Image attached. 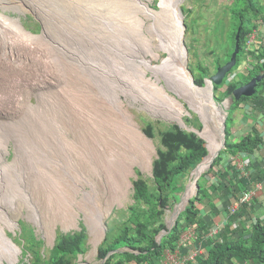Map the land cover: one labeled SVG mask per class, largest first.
Segmentation results:
<instances>
[{
	"label": "rangeland",
	"instance_id": "374dc122",
	"mask_svg": "<svg viewBox=\"0 0 264 264\" xmlns=\"http://www.w3.org/2000/svg\"><path fill=\"white\" fill-rule=\"evenodd\" d=\"M54 1L45 2L44 4V7L47 8V11H45L46 14H49V12L51 13L54 7L57 8V10H53L54 12L51 13L57 14L54 20L59 21L55 23L57 28H53L54 32H57L56 36H54L55 39L53 38L54 43H51L50 40H48L47 42L44 41L43 43V40L41 39H29L26 43L29 45L30 51H28L21 45H17L14 48L16 58L14 60H8L7 52L10 49V45H8L9 43L7 42H0V66L3 65V67H0V138L5 139V136L9 137L7 142V153L3 155V162L5 164L13 163L17 154L20 160L19 165L14 163V166L6 167V175L8 181L6 187L4 186V191L8 193V198L10 194L9 192L16 188H20L22 192H27L25 195L21 194L20 192L18 196L15 195V198L11 201V204L9 199V203H6L1 192L3 185L2 181L0 180V216L1 214H3V216L8 217L15 222L14 227H7L5 229L6 235L11 239L12 243H14V245L20 249V253L15 264H29L31 256L30 252H26L24 249L25 241L21 235L20 223H24L28 227L30 226V228L33 230V234L36 240H40V244L37 246V249L40 253L44 254H46L48 250L51 249L54 244L55 237L58 233L75 232L79 231L81 227H84L87 233L86 251L84 254L78 256L77 261L85 262L88 264H98L99 259L97 257V249L99 244L102 242L104 236L107 232H109L111 228L114 229L122 224V221L127 215L128 206L133 203L132 182L137 178L136 172L138 171L144 178L148 179L149 182L151 181L152 162L156 158V151L163 148L159 140L158 130L166 129L169 126L176 124V122L156 116V112H154V109L152 107H145L144 101L133 95V93H136L133 92L135 90H133L132 88L134 86V83L136 82V79H134V77L136 78V76L132 74L134 76L132 77L131 74H129L128 70L130 65L127 64L123 60V58V61H120L119 54H116L115 52V50L118 48L125 52H128L131 48H133L132 46H134L133 43H135V36L130 34L131 28H124L126 29L124 30V36H119L116 34L117 36H113V39L111 38V43L105 42L106 45L113 44L115 46L113 47V53H111L110 56L106 55L105 57H103L105 53L107 54V52H105V46H103L102 44L99 45V48L98 46L95 47L92 42L88 41L84 42V47H80V42L76 39L74 40L75 43L73 40L66 39V37L68 36L66 32L70 33L71 35V29L73 27L79 30L76 24L79 25L82 21V18L79 17V15L73 10L74 7L72 6V4L70 5L73 0H68V8L64 6L65 8H67L66 12L62 10L61 4L59 3L60 0ZM231 1L232 0H184L181 4V11L184 16V23L186 25L184 44L188 50V67L190 68V70L191 68L193 69L195 75L199 74L198 70L196 69L197 64L199 63L202 65V67H206L208 69L210 75L213 74L216 70V57L223 56V50L226 49V46H223V44L227 42V31L225 27L223 28V22L224 24L227 23V17L225 13L226 9L224 10V7L230 4ZM0 2H2L0 3V12L3 15L5 14L6 16H9V18H12L13 20L15 19L13 16L17 15L22 26L27 31H29L30 34L35 35L34 37H37L36 35L41 34L43 30V23L37 16L32 13L33 10L28 9V11L23 14L13 13V11L4 12L3 10H1V8L5 6L6 3H8V0H6L5 2L0 0ZM33 3L35 6L38 4L40 5V3L38 2V4L35 3V0H33ZM53 3L54 7L51 8ZM97 3L100 2L98 1ZM155 3L157 7L158 0H153L152 3H150V6L154 8L153 6ZM87 4V2H84V4L82 5V9L85 6L88 7ZM26 6L30 7V5L28 4H26ZM49 7L50 11L48 9ZM23 10H27V8H23ZM73 11L75 12V14ZM119 16L122 21V16L120 14ZM47 18L45 19L44 17L45 21L48 20ZM120 18H117L118 21H120ZM123 18H125V20H130L131 15H126ZM125 20L123 22H125ZM76 21L79 22L76 23ZM59 23H62L63 25L60 26ZM9 26L14 27L15 25H11L9 21H4V33L9 28ZM52 26L54 27V25ZM83 29L86 31V33L90 34L91 25L89 21L88 23L86 21V23L83 24ZM259 31H262L264 34L263 25L260 26ZM76 33L77 31L74 30L72 34ZM125 37L126 39H124ZM257 39L260 43V38ZM0 40L5 41L3 39ZM113 40H119L120 46L117 41ZM55 42H57L61 46V52L60 48L56 47ZM259 43H251V46L253 45L254 47H258ZM123 45L125 46L123 47ZM126 47H130V49L125 50ZM70 48L71 50H74V54H79L78 56H80V54H84L85 52V56H81L83 61L94 60V58L97 56L100 60H98L96 57V61H94L98 64H102L105 69L93 70V75L89 74L86 69H83L80 66L78 60H73V57L69 52L71 51ZM82 48H84V50ZM98 51L100 52L98 53ZM25 53L27 55H25ZM101 54H103V56ZM159 54L160 55L157 59H152L153 64L159 63L160 59L164 57L163 53L160 52ZM100 55L102 57H100ZM111 55L113 56L114 60ZM109 57L112 59H110ZM55 60L56 62H54ZM226 60L227 59H225V61ZM250 60V57H247L245 59L244 57L241 58V61L238 64L237 68L230 73L231 75H227L228 77L226 82L231 80L230 78H232V75H236L238 79H240L241 77L243 78V71L245 67L249 65ZM14 63L15 66L12 65ZM48 64H50L51 66ZM124 75L125 77H123ZM146 77L153 78L152 73L146 72ZM96 81L99 83L103 82L104 84L98 87V83ZM160 83L163 85L162 81H160ZM128 87H131L132 90ZM225 88L226 85L218 88L216 92H214L213 90V94L218 96L219 93ZM117 89H125V91H127V94L119 92L121 101L123 107L125 106L124 108L126 109L128 116H130V118H132V120L136 123L139 130L143 133L142 128L145 127L147 123L153 124L155 128V136L153 138H149L143 133L146 139L151 143V150H145L144 148H142V150L137 154V163L134 161L132 162L133 164H131L129 158V161L128 159L124 161V164L126 165H124L125 168L123 169L122 179L124 180V178H126V180L124 181L125 184L120 185V191L118 195L113 194L108 186V182H105L107 181V174L109 173L112 164L107 168L108 172H105L104 170H101L102 173L98 172L103 176L105 175L103 180H101V177L97 172L96 174H94L95 171H90V167L88 166V164H90L89 159L92 160L97 155V158H102L103 154H106V152L107 155H111V148L114 150H120L122 148L124 149L122 143L123 139L126 142H129L130 137L127 131H124L123 128L119 130L113 128V126H115L117 123L122 122V119L121 117L118 118L119 115H117L116 111H114L110 103H108L107 99L103 97L99 92L103 91L102 93L111 95L113 92L118 91ZM225 99L226 98L220 101L219 105H221L222 107L225 105ZM228 104H231V102ZM244 105L245 104L242 102L238 107H236V109L232 111L231 117H228L229 108L226 107V131L229 134V141L231 142H233L234 138H236L235 134L237 132H243L242 129L252 125L250 124V122L245 124V121L241 119L242 114L244 113V110L242 109ZM184 107L188 110V113L184 115L183 122L186 123L188 130L192 129L200 132L203 125L201 124L198 115L195 112L191 111V109H189L185 103ZM194 119H197L201 124L200 129H197L192 125ZM109 130L113 131L114 133L110 132ZM60 134L62 138L65 139V143L69 146L68 147L66 145V150H70V155L73 154L74 156H76L78 162L80 164L84 163V166L86 167L84 169L83 176L81 177V179H79L81 180V183H79V185L77 186V191L74 198L73 209L76 212L77 216H75L73 221H70L68 225L65 226L60 222V220H56L53 218V213L56 214V212H52L51 209L46 210V207H48V205L46 204L45 197L40 193L41 185L40 177L38 176V174H29L32 168L42 165L45 161L42 154V149L45 144L42 139L47 140L48 138L50 139V142L54 143L56 142ZM108 136H110V138ZM52 138H54V140H52ZM203 139L205 138L203 137ZM15 141L19 142L18 146ZM207 143L208 141L206 140V147ZM17 147L19 148V150H17ZM50 150L52 151L51 153H55L53 149L50 148ZM222 150H224V148ZM220 152L218 155L225 157L231 162H234L236 160L235 158H237H231L226 153L220 154ZM141 158L143 159L141 160ZM98 163L99 162L96 161V164ZM105 165H107V163L103 164V166ZM42 168L45 169L44 165H42ZM210 168L205 171V173H207ZM86 170H88V172ZM89 172L93 176H91ZM193 172L191 173V175L189 173V175L186 177L183 188L172 197L171 207L169 209H166L163 215L165 223L167 221H170L173 215V209L178 206L186 186H188L193 178ZM217 172L218 170L214 168L212 172L209 173L208 176L205 175V177L210 181H213L214 179H216V177H218L217 174L219 172ZM86 173L87 175H85ZM85 177L87 178V180ZM67 178L68 176L65 175L63 171L59 172L56 177V183L62 188H67ZM26 180H28V182ZM200 183L202 185H208L209 181L206 180L205 182L203 179L200 181ZM88 191L91 192V196L89 197L84 194L88 193ZM56 204L57 203L52 205V207H55ZM96 206L100 212L101 217L104 213L105 215L102 218V228H93V230H91V226L88 223L86 213L89 211V209ZM53 210L57 211V208L55 207ZM33 212L38 215V219L31 220L33 218L32 216L34 215L32 214ZM38 220L39 223H37ZM0 223L2 225L1 220ZM28 231L29 230L26 228L25 233L23 234L25 237L26 234H28Z\"/></svg>",
	"mask_w": 264,
	"mask_h": 264
},
{
	"label": "trees",
	"instance_id": "16d2710c",
	"mask_svg": "<svg viewBox=\"0 0 264 264\" xmlns=\"http://www.w3.org/2000/svg\"><path fill=\"white\" fill-rule=\"evenodd\" d=\"M153 7L156 8V3ZM225 9L227 23L223 22V28L225 27L227 31V42L223 46H226V49L223 50V56L216 57V68L229 60L238 29L240 31L237 62L227 75H231L230 73L237 68L241 58L250 57L251 60L243 71V78L238 79L236 75H232L231 80L226 82L228 77L226 75L221 84L214 85V92L226 85V88L218 96L214 95V98L220 102L252 77L263 75L251 96H242L230 104L228 117H231L232 111L242 102L248 106L252 105L259 113H264V39L258 47L245 48L248 35L258 30V25L264 27V0H232L224 7ZM259 33L264 38L263 32L259 31ZM196 69L199 72L198 75L194 74L192 68L190 70L194 76V83L202 86L204 79L209 77L210 73L200 63L197 64ZM192 125L197 129L201 128L197 119H194ZM142 131L149 138L155 136V128L151 123H147ZM158 132L163 148L156 151V158L152 162L151 181L149 182L138 171L136 172L137 178L132 182L133 203L128 206L127 215L122 224L114 229L111 228L99 244L98 264H158L164 257L165 250L175 249L184 228L196 225L203 232L210 228V223L203 221L201 205L203 206L206 201L210 203L209 211L217 212L218 209L212 202L214 199L221 201V207L226 213V224L220 233L222 241L209 240L205 254L186 264H234V262L249 261L256 264L263 263L264 218L256 216V212L261 208L260 203L254 201L253 205H240L234 214H230L227 209L229 204L235 202L253 182L261 180L263 176L259 171L260 165L255 163L254 172L245 176L235 169L230 160L221 155L215 157L210 170L199 178L197 194L189 200L186 208L179 214L173 228L159 243L157 242L158 234L166 229L163 215L165 210L171 207L172 197L183 188L186 177L207 154L203 145L206 142L205 139L202 140L194 133L184 131L176 124ZM262 138L261 134L253 129L231 142L226 131L225 147L220 154L226 153L229 157L252 154L260 148L263 143ZM214 168L219 172H217L218 177L216 181H210L205 175L208 176ZM243 169L244 173H247L251 166H244ZM203 179L205 182L208 180L209 184L202 185L200 181ZM233 222H237L234 228ZM248 223L250 224L247 227ZM20 225L21 235L25 241L24 249L31 255L29 264H78V256L86 251L87 233L84 227L75 232L58 233L53 246L44 254L38 251L37 246L40 240H36L30 226L24 223ZM26 228L29 231L25 237L23 234Z\"/></svg>",
	"mask_w": 264,
	"mask_h": 264
},
{
	"label": "bare ground",
	"instance_id": "6f19581e",
	"mask_svg": "<svg viewBox=\"0 0 264 264\" xmlns=\"http://www.w3.org/2000/svg\"><path fill=\"white\" fill-rule=\"evenodd\" d=\"M1 1L5 2L6 0H1ZM50 1H54V0H35V3H37V2L40 3V5L37 3L38 5L35 6L33 3V0H8V3H6L5 6H3L1 8V10H3L4 12L13 11V13H17V14H23L26 11H28V9L33 10L32 13L35 16H37L39 18V20L43 23V30H42L41 34H38V35H36L37 37H34L35 35L30 34V32L27 31L22 26V24L19 20V17L17 15H16L17 17L13 16L15 18L13 20L12 18H9V16H6L5 14L3 15L0 12V39L5 40V41L0 40V42H4V43L7 42V43H9L8 45H10V47H9L10 49L7 52V59L8 60H14L16 58V53H15L14 48L17 45H21L24 48H26L28 51H30L29 45L26 43V42H28L29 39H37V40L41 39V40H43V43H44V41L47 42L48 40H50L51 43L52 42L54 43L53 38L55 39L54 36H56L57 32H54L53 28H55V29L57 28L55 23L59 22V21L54 20L56 18L57 14H55V13L51 14L52 12H54L53 10H57V8L54 7V3H53V5L51 4L52 5L51 8L54 7L53 10L51 9L52 12L51 13L49 12V14H46V12H45V11H47L46 10L47 8L44 7V4H45V2H50ZM98 1L100 3H97ZM152 1L153 0H73V2L70 3V5L72 4V6L74 7L73 10L79 15V17L82 18V21L80 22L79 25L76 24V26H78L77 28H79V30H77L75 27H73L71 29L72 30L71 35H70V33L66 32V31L65 32L68 35L66 37V39L67 40H73V41L76 39L77 41L80 42V47H84V42H88V41L92 42V44H94L95 47L96 46L99 47V45L102 44L103 46H105V50H106L105 52H107V54L105 53L104 56H103V54H101V55L103 57H105L106 55L110 56V54L113 53L112 52L113 47L115 46L113 44H107L106 45L105 42L111 43V38L113 36H117V35L124 36L125 35L124 30H126L124 28H127V29L131 28L130 34L135 36V43H133V45L137 46L136 49L138 47L144 48L143 55L135 53V55L130 57L123 50H120L117 46L116 47L118 49H116V48H114V49H116L115 50L116 54H119V60L123 61L122 60V58H123L130 65L129 70H128L129 74H131L132 77L136 76V78L134 77V79H136V82L133 80L135 83H134V86L132 87L133 90H135L133 92H136V93H133V95L142 99L144 101L145 107L146 106L152 107L154 109V112H156V116L163 118V119H167L169 121L179 123V124L183 125L186 129H188V128H187L186 123L183 122V118H184V115L188 113V110L184 107V104H182V102L185 103L186 105L188 104L190 107L189 109H191V111L195 112L198 115V118L200 119V122L203 125L202 129L200 130V132H198V134L202 138L204 137L208 141V143H207L208 148L206 147L208 150V155L204 158V160L194 170L193 179L190 181L188 186H186V188L183 192V195L181 197V200L175 209V211H177L179 209V207L181 206V204L185 201V199L193 193L194 185H195L194 180L196 179V177L198 175H200L201 173H203L205 171L208 163L211 162L214 153H216L220 147L221 135H222V116L224 115V113H223L224 109L222 108L221 105H218L216 102L213 101L215 103L214 104L209 99V96H208V94H209V82L208 81H207V85L203 88H196V87H192L190 85H187L186 89L183 91L173 89V91L175 93V94L173 93L174 95L171 94L172 92L169 93L170 91H168L167 87L160 83V81L163 80L162 77H164V76H163L161 70L159 69V66L156 65L155 63L154 64L152 63V59H157L158 56L160 55V54L157 55V52L160 50V47H158V38L156 37V35L153 32V27L157 22L158 12L150 6V3H152ZM168 1L172 2L174 0H168ZM67 2H68V0H60V2H59L61 4V8H62V10H64V12H66V9L68 8ZM84 2L88 3L87 4L88 7L85 6L82 9V5L84 4ZM0 3H2V2H0ZM26 4L30 5V7L26 6ZM31 5H33V6H31ZM160 5H161L162 10L167 11V15H169L171 17L175 16V11L177 14H179L178 9L176 10L174 5H171L168 3H160ZM64 6H66L67 8H65ZM23 8H27V10H23ZM48 9L50 11V7ZM75 12H74V14H75ZM119 14L122 16V21H121ZM126 15H131L130 20H128V19L125 20V18H123ZM44 17H45V19L48 17L47 18L48 20L45 21ZM108 17H110V18H108ZM118 17L120 18V21H118V19H117ZM7 18H9V19H7ZM123 19L125 20V22H123L124 21ZM4 21H9L11 25H15L16 27L15 26L14 27L9 26V28L4 33L3 32ZM86 21H87V23L89 21L90 25H91L90 34L86 33V31L83 29V24L86 23ZM126 21H128V22H126ZM77 22H79V21H76V23ZM74 23H75V21H74ZM177 23L178 22L174 23V21H172V23H170L171 31L173 29H174V31H177V28L175 26V24H177ZM59 24H60V26L63 25L62 23H59ZM52 25H54V27ZM74 30L77 31L76 34H72L74 32ZM131 35H130V37H131ZM124 39H126V37ZM127 40H128V38H127ZM64 41H66V40H64ZM102 41H103V43H102ZM113 41H117V40H113ZM133 41H134V39H133ZM117 42L119 44V40ZM120 42H121V40H120ZM69 43H70V41H69ZM69 43H68V46H69ZM74 43H75V41H74ZM55 44H56L57 48L58 47L60 48V52H61V46L57 42H55ZM114 44H115V42H114ZM45 46H46V44H45ZM119 46H120V44H119ZM121 46H122V44H121ZM124 46L125 45H123V47ZM71 47H73V46H71ZM82 49L84 50V48H82ZM127 49L129 50L130 47L129 48L126 47L125 50H127ZM70 50H71V48H70ZM94 51H95V49H94ZM96 51H97V49H96ZM69 52H70V55L73 57V60H75V59L78 60L79 61L78 63H80V66L83 69H86V71L91 75H93V70H104L105 69L102 66V64H98L95 62L96 61L95 58L97 56L95 58L93 56L95 61L94 60L83 61L81 56L84 55L85 52H84V54H80V56H78L79 54H74L75 53L74 50H71ZM79 52H81V51H79ZM99 52L100 51H98V53ZM25 55H27V54L25 53ZM101 55H100V57H102ZM116 57H117V55H116ZM112 58H113V56H112ZM112 58H110V59H112ZM35 59H34V61H35ZM97 59H98V57H97ZM98 60H100V59H98ZM113 60H114V58H113ZM104 61H105V59H104ZM116 61H118V60H116ZM54 62H56V60ZM47 63H49V62H47ZM12 65L15 66V63ZM23 65H24V63H23ZM48 65H50V64H48ZM0 67H3V65ZM9 67H10V65H9ZM146 72H151L153 78L146 77ZM132 74H134V76ZM123 77H125V75ZM122 81H123V79H122ZM97 83H98L97 84L98 87L104 84L103 82H100V83L97 82ZM128 88L131 89V87H128ZM109 89H110V87H109ZM99 92L103 97H105L107 99L108 103H110V105L112 106L114 111H116L117 115H119L118 118L121 117V119H122V120L120 119L122 122H120V123L116 122L117 124L115 126H113V128H116V130L123 128L124 131H127L129 133L130 138H129V142H126L123 139V141H122L123 146H124V149L122 148L123 150L122 149L114 150L111 148V151H112L111 155H107V152H106V154H103L102 158L100 157L101 159L97 158V156H98L97 155L94 159H92V160L89 159L90 164H88V166L90 167L89 170L95 171L94 174H96V172L97 173L101 172V170L108 172L107 168L112 164V166L109 170V173L107 174L108 175L107 181H105V182H108V186H109L111 192L113 194L118 195V193L120 191V185L125 184L124 181L126 180V178H124V180L122 179L123 169L125 168L124 165H126V164H124V161H126L129 158L131 161V164H133L132 162H134V161L136 162V160L138 159L137 154L142 150V148H144L145 150H151V143L146 139L144 134L139 130V128L137 127L136 123L132 120V118H130V116H128V113H127L126 109L124 108L125 106L123 107V104L121 101V96H120L119 92L127 94V91H125V89H119L118 91L113 92L111 95L104 94V93H102L103 91L102 92L99 91ZM135 96H134V98H135ZM138 101H141V100H138ZM104 106H105V103H104ZM225 111H226V108H225ZM116 130H115V132H116ZM110 132H113V131H110ZM10 137H12V136H10ZM108 137L110 138V136H108ZM8 139H9L8 136H5V139L0 138V180L2 181V185H3V188L1 191L3 198H4L6 203H9L8 202V199H9L10 204H11V201L14 200L15 195L18 196V194L20 192H21V194L25 195L27 192L26 191L22 192L20 190V188H16V189L9 192L10 194H9V198H8V193H6L4 191V186L6 187L7 181H8L7 175H6V171H7L6 167H9V166L12 167V166H14V163L17 165L20 164L18 154H17L16 158L14 157L15 160L13 161V163L5 164L3 162V155L7 153ZM42 140L44 141V144H45L43 149H42V154H43V157L45 159V161L42 165H44L45 169L42 168V165H39V166L32 168L30 170L29 174H31V173L38 174V176L40 177V185H41L40 193L45 197L46 204L48 205V207H46V210L51 209L52 212H56V214L53 213V218L56 220H60V222L63 223L65 226V225H68V223L70 221H73L74 217L77 216L76 212L73 209L74 198H75V193L77 191V186L79 185V183H81V180H79V179H81V177L83 176L84 169L86 167L84 166V163L80 164L78 162L76 156H74L73 154L70 155V153H71L70 150H66L65 147H67L68 145L65 143V139L62 138L61 134L58 136V139L56 140V142L53 141L54 143L50 142L49 141L50 139H48V138H47V140H45V139H42ZM52 140H54V138H52ZM105 140H107V139H105ZM121 140H122V138H121ZM119 141H120V139H119ZM17 142H16V144L18 146L19 142L18 143ZM38 148H39V146H38ZM50 148L53 149L55 151V153H51L52 151L50 150ZM109 148H110V146H109ZM17 150H19V148ZM129 159H128V161H129ZM142 159L143 158H141V160ZM96 161L99 162L98 164H102V165L96 164ZM106 163H107V165L103 166V164H106ZM62 171L65 175L68 176V178H67L68 181L66 182L67 188H62L56 183V177H57L58 173L62 172ZM86 171L88 172V170H86ZM129 171H130V169H129ZM117 172H118V174H117ZM89 174H90V172H89ZM85 175H87V173ZM99 175L101 177V180H103L105 175L104 176L102 174H99ZM91 176H93V175H91ZM116 176H118V177H116ZM86 180H87V178H86ZM26 181L28 182V180H26ZM127 185H129V184H127ZM90 189H92V188H90ZM101 189H102V187H101ZM84 194H86L88 197L91 196V192H89V191H88V193H84ZM78 196H82V195H78ZM33 199H35V198H33ZM55 203H57L55 205V207L57 208V211L53 210L55 208L54 206L52 207V205H54ZM106 204H107V201H106ZM103 206H105V205H103ZM88 212L86 213V215H87L88 223L91 226V230H93V228H95V229L96 228H98V229L102 228V224H103L102 218L104 217L105 213L101 217L97 206L89 209ZM32 214H34V215L32 216L33 218L31 220L38 219L37 214H35L34 212ZM0 220L2 221V225L0 223V264H4V263L15 264L17 261V257L20 253V249L17 248L12 243L11 239L6 235V232H5V229L7 227H14L15 222H14V220L12 221L11 219H9L6 216H3V214H1ZM37 223H39V220L37 221ZM96 232H98V231H96ZM48 236H50V235H48Z\"/></svg>",
	"mask_w": 264,
	"mask_h": 264
},
{
	"label": "water",
	"instance_id": "95a60500",
	"mask_svg": "<svg viewBox=\"0 0 264 264\" xmlns=\"http://www.w3.org/2000/svg\"><path fill=\"white\" fill-rule=\"evenodd\" d=\"M184 0H174L172 2H169L168 0H158L156 10L158 12L157 14V22L153 27V32L158 38V47H160V50L157 52V55L159 53H163L164 57L160 59V62L156 65L159 66V69L161 70L164 77L163 85L167 87L168 91L174 93L173 89L183 91L186 89L187 85H190L192 87L196 88H203L207 85V81L209 82V99L213 102H216L218 105L220 102L216 101L213 94V86L219 85L224 80L225 76L232 70V68L236 65L237 62V55L239 53V45H238V34L240 29H238L236 33V42L233 51L231 52V55L229 57V60L226 61L224 64L218 66L213 74H211L209 77H206L204 79V84L202 86L197 85L194 83V76L193 73L190 71L188 67V50L184 44V36L186 31V25L184 23V16L181 11V4ZM160 3H168L171 5H174L176 10L178 9L179 14L175 11V16L171 17L167 15V11L162 10ZM172 21L178 22L175 24L177 31H174V29L171 31L170 29V23ZM133 46L128 52H125L128 56H133L135 53L143 55L144 48ZM124 60V59H123ZM125 61V60H124ZM126 62V61H125ZM127 63V62H126ZM128 64V63H127ZM263 78V75H259L257 77H252L248 82L238 86L235 88L230 96H228L224 101V106L222 107L224 109V115L222 116V135H221V144L216 153H214L213 158L211 162L208 163L205 171H207L211 165L213 160L216 156H218L219 152L225 147L226 143V119H227V111H225V108L229 107L228 103H232L233 101H236L240 99V97H249L251 96L255 88L257 87L258 83ZM175 94V93H174ZM213 102V103H214ZM182 104H184L182 102ZM215 104V103H214ZM187 107L189 105L187 104ZM200 120V119H199ZM176 125L183 129L186 132H192L197 137L203 140L201 136L198 134V131L195 130H188L183 125L176 123ZM206 148L205 144H203ZM207 150V148H206ZM208 155L207 154L202 158L200 163L204 160V158ZM198 163L196 167L200 164ZM196 167L190 172L191 173L196 169ZM205 171L203 173H205ZM201 173L196 177L194 180V191L191 195H189L185 201L181 204L179 209L175 211L176 208L173 209V215L170 219V221L166 222V229L161 231V233L157 236V242L159 243L163 236H165L175 225L176 220L179 216V214L186 208L187 204L189 203V200L194 197L198 192V180L203 174ZM14 244V243H13ZM88 264L85 262H79L78 264Z\"/></svg>",
	"mask_w": 264,
	"mask_h": 264
},
{
	"label": "built area",
	"instance_id": "2783aa9c",
	"mask_svg": "<svg viewBox=\"0 0 264 264\" xmlns=\"http://www.w3.org/2000/svg\"><path fill=\"white\" fill-rule=\"evenodd\" d=\"M258 30L260 29V25H258ZM258 30H254L252 33L248 35L247 43L245 48L250 47L251 43H256L257 38H260ZM237 163V162H233ZM244 164V162H243ZM242 163H239L238 166L240 169H243ZM260 183L255 184V188L260 187ZM254 195V190L251 188L247 189V191L242 192L235 202H232L228 206V210L230 214L236 213L240 205L252 204ZM226 222L216 223L210 226V228L203 232L196 225H189L184 228L178 238L176 243V247L174 250H165L163 253L162 259L158 264H186L189 261H193L199 256H203L206 252L208 241H222L221 231ZM250 223L247 224V227ZM237 222H233L232 227H236Z\"/></svg>",
	"mask_w": 264,
	"mask_h": 264
},
{
	"label": "crops",
	"instance_id": "0c3cea01",
	"mask_svg": "<svg viewBox=\"0 0 264 264\" xmlns=\"http://www.w3.org/2000/svg\"><path fill=\"white\" fill-rule=\"evenodd\" d=\"M242 109L244 110V113L242 114L241 119L245 121V124L250 122V124L252 125L242 129L244 133L240 131L237 132L235 134L236 138H234V140H238L242 136V134H245L248 131H252L254 129L255 131L259 132L261 136L263 137L262 138L263 143L261 144L260 148L258 150H255L252 154L237 156V158H235L236 159L235 162L237 163L236 164L232 163V165L235 167V169L241 171L243 175L245 174V176H247L248 173L252 174L254 172L253 166L255 163H258V165H260L259 171L261 172L263 177H261V180L257 182H253L251 187L249 188H251V190L252 189L254 190L252 205L254 201L257 203H260L261 205L260 210L256 212V216H259V218L262 219L264 218V113H259L258 111H256V109L253 108L252 105H249V106L245 105L243 106ZM239 163H242L244 166H247V167L251 166V169H249L247 173L246 172L244 173V169H240V167L238 166ZM214 181H216V179H214ZM256 183H260L261 184L260 187L255 188ZM212 202L216 205L218 209L217 212L209 211L210 203L206 201L204 202L203 206L201 205V208H203L202 210L203 221L210 223L209 226L216 224V223L224 222L225 217H226V213L224 212V209H222L221 207V201L214 199ZM234 264H256V263H252L251 261H249V262H244V263L234 262ZM258 264H264V262L258 263Z\"/></svg>",
	"mask_w": 264,
	"mask_h": 264
},
{
	"label": "clouds",
	"instance_id": "9594fccd",
	"mask_svg": "<svg viewBox=\"0 0 264 264\" xmlns=\"http://www.w3.org/2000/svg\"><path fill=\"white\" fill-rule=\"evenodd\" d=\"M258 33H259V31H258ZM259 35L261 36V37H260V43H261L262 40H263L264 38H262V37H263L262 34L259 33ZM247 39H248V38H247ZM246 43H247V41H246ZM256 43H259V41L257 40ZM260 43H259V44H260ZM259 44H258V45H259ZM252 46H253V45H252ZM252 46L250 45V47H252ZM248 48H249V47H248ZM248 48H247V49H248ZM225 77H226V76H225ZM213 87H214V86H213ZM229 106H230V104H229ZM244 106H245V105H244ZM228 108H229V107H228ZM231 158H233V157H231ZM232 163H233V162H231V164H232ZM243 167H244V166H243Z\"/></svg>",
	"mask_w": 264,
	"mask_h": 264
},
{
	"label": "flooded vegetation",
	"instance_id": "af4514ba",
	"mask_svg": "<svg viewBox=\"0 0 264 264\" xmlns=\"http://www.w3.org/2000/svg\"><path fill=\"white\" fill-rule=\"evenodd\" d=\"M105 4V3H104ZM106 5V4H105ZM257 76H259V75H256V76H254V77H257Z\"/></svg>",
	"mask_w": 264,
	"mask_h": 264
}]
</instances>
